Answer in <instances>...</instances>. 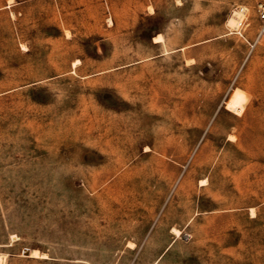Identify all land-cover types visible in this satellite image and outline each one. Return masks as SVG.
I'll return each instance as SVG.
<instances>
[{"label": "rangeland", "instance_id": "374dc122", "mask_svg": "<svg viewBox=\"0 0 264 264\" xmlns=\"http://www.w3.org/2000/svg\"><path fill=\"white\" fill-rule=\"evenodd\" d=\"M260 4L0 0V264H264Z\"/></svg>", "mask_w": 264, "mask_h": 264}, {"label": "bare ground", "instance_id": "6f19581e", "mask_svg": "<svg viewBox=\"0 0 264 264\" xmlns=\"http://www.w3.org/2000/svg\"><path fill=\"white\" fill-rule=\"evenodd\" d=\"M246 8H243L242 10H235V12L231 15V17L228 19V24L232 28H239L242 24V19L245 17ZM159 36H156L154 38L155 42H161L159 39ZM248 103V96L245 93V91L239 87H237L234 91L230 99L226 103L227 109L230 111L235 112L236 114H242L245 111L246 105ZM175 233H179L177 230ZM26 255L30 256H39V252L31 248H27V250L24 251ZM41 257V256H39ZM0 261H2V258H0Z\"/></svg>", "mask_w": 264, "mask_h": 264}, {"label": "built area", "instance_id": "2783aa9c", "mask_svg": "<svg viewBox=\"0 0 264 264\" xmlns=\"http://www.w3.org/2000/svg\"><path fill=\"white\" fill-rule=\"evenodd\" d=\"M259 12L262 18H264V4L259 5Z\"/></svg>", "mask_w": 264, "mask_h": 264}]
</instances>
